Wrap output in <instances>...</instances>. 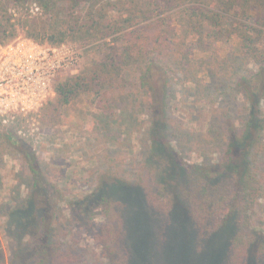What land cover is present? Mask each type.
<instances>
[{
    "label": "trees",
    "instance_id": "trees-1",
    "mask_svg": "<svg viewBox=\"0 0 264 264\" xmlns=\"http://www.w3.org/2000/svg\"><path fill=\"white\" fill-rule=\"evenodd\" d=\"M189 2L0 0V44L14 37L7 8L18 11L22 36L36 42L102 41L98 60L63 82L57 80L55 97L38 113L15 115L6 124L0 119L1 150L17 154L30 177L26 195L15 196L0 212L16 245L10 264L81 263L75 244L52 240L58 205L64 202L72 223L86 232L94 215L101 218L92 235L101 255H94L92 264H132L142 250L141 215L148 210L160 221L159 238L168 242L161 234L173 228L182 249L190 245L193 254L208 258L207 264H264V233L251 223L264 190V0H215L210 8L185 7ZM173 11L180 14L185 33L200 44L239 41L241 65L234 88L245 115L243 123L230 122L225 128L224 147L214 162H187L165 134L167 86L173 78ZM139 92L149 112L148 152L131 180L121 179L112 166L88 195L65 201L33 152L23 123L40 117L41 124L54 127L62 110L84 94L93 95L99 112L109 116L113 102ZM172 250L169 264L176 258ZM184 260L177 257L178 264Z\"/></svg>",
    "mask_w": 264,
    "mask_h": 264
},
{
    "label": "rangeland",
    "instance_id": "rangeland-1",
    "mask_svg": "<svg viewBox=\"0 0 264 264\" xmlns=\"http://www.w3.org/2000/svg\"><path fill=\"white\" fill-rule=\"evenodd\" d=\"M214 1L190 0L185 7L210 8V3ZM7 13L12 15L10 24L14 26V37L3 42L14 41L24 34L18 27V11L7 8ZM180 20L178 11H173V78L167 86L165 134L174 151L187 162L200 165L217 160L224 147L225 128L230 122L243 123V100L234 88L241 65L239 41L233 38L223 45L204 40L200 44L196 36L185 33L179 24ZM69 44L82 51L81 60L73 74H60L59 82L89 68L98 60L102 48V41ZM146 105L143 92H139L113 102V114L108 116L96 108L93 95L84 94L62 110L56 126L50 128L41 124L39 117L24 122L22 127L25 130L22 131H26L32 139L33 152L44 164L48 178L57 184L65 201L73 200L88 195L98 178L105 175L106 169L112 166L121 179L131 180L129 175L148 152L149 112ZM236 131H242L241 127L237 125ZM1 141L2 135V213L13 204L15 196L20 194L23 198L26 195L30 177L26 175L17 154L1 150ZM260 162L263 163L260 172L264 175L263 157ZM64 203L58 205L52 240L75 244L83 255L80 264H92L94 255H101L92 240L93 233L101 225V218L98 214L94 215L91 228L86 232L72 223ZM148 211L141 215L143 241H139V244L143 246L134 256L132 264H169V247H172L176 257L173 264H178V256L185 258L179 264H207L205 260L208 258H201L202 254H193L190 245L182 249L183 243L173 236V228L169 234H165V231L161 234L166 236L165 239L168 236V242L159 238L160 221ZM251 218L253 227L264 233V190ZM6 230L5 218L0 214V264H10L16 251L15 242Z\"/></svg>",
    "mask_w": 264,
    "mask_h": 264
},
{
    "label": "built area",
    "instance_id": "built-area-1",
    "mask_svg": "<svg viewBox=\"0 0 264 264\" xmlns=\"http://www.w3.org/2000/svg\"><path fill=\"white\" fill-rule=\"evenodd\" d=\"M82 51L69 43L50 45L20 36L0 44V119L36 114L55 97L60 74H73Z\"/></svg>",
    "mask_w": 264,
    "mask_h": 264
}]
</instances>
